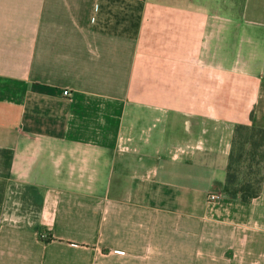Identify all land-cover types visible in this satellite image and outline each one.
I'll list each match as a JSON object with an SVG mask.
<instances>
[{
    "label": "crops",
    "instance_id": "1",
    "mask_svg": "<svg viewBox=\"0 0 264 264\" xmlns=\"http://www.w3.org/2000/svg\"><path fill=\"white\" fill-rule=\"evenodd\" d=\"M237 124L264 128V0H0V264H264Z\"/></svg>",
    "mask_w": 264,
    "mask_h": 264
},
{
    "label": "trees",
    "instance_id": "2",
    "mask_svg": "<svg viewBox=\"0 0 264 264\" xmlns=\"http://www.w3.org/2000/svg\"><path fill=\"white\" fill-rule=\"evenodd\" d=\"M264 184V128L249 124L234 127L223 194L252 202Z\"/></svg>",
    "mask_w": 264,
    "mask_h": 264
},
{
    "label": "built area",
    "instance_id": "3",
    "mask_svg": "<svg viewBox=\"0 0 264 264\" xmlns=\"http://www.w3.org/2000/svg\"><path fill=\"white\" fill-rule=\"evenodd\" d=\"M64 95L65 96H69L70 95V92L69 91H65L64 92ZM220 198V196L219 195H216V194H212L211 196H210V199L211 200H218Z\"/></svg>",
    "mask_w": 264,
    "mask_h": 264
}]
</instances>
